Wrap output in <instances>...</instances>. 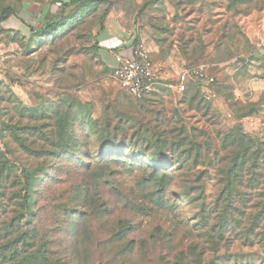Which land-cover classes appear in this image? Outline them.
I'll return each mask as SVG.
<instances>
[{
  "label": "rangeland",
  "instance_id": "obj_1",
  "mask_svg": "<svg viewBox=\"0 0 264 264\" xmlns=\"http://www.w3.org/2000/svg\"><path fill=\"white\" fill-rule=\"evenodd\" d=\"M72 1L0 0V238L14 231L0 240V264L13 256L12 264H163L187 241L171 221L193 213L179 169L207 171L211 200L224 137L264 138V0H85L65 11ZM46 18L55 28L37 35L31 27ZM100 39L112 40L103 53ZM113 41L151 52L162 79L153 96L136 100L116 80L105 48ZM183 67L194 74L182 92ZM20 139L50 156L28 157ZM23 165L46 169L28 221L18 220L21 200L9 190ZM164 180L173 211H149ZM158 228L162 241L151 236ZM121 231L125 240L113 241ZM224 254L264 264L256 250Z\"/></svg>",
  "mask_w": 264,
  "mask_h": 264
},
{
  "label": "trees",
  "instance_id": "obj_2",
  "mask_svg": "<svg viewBox=\"0 0 264 264\" xmlns=\"http://www.w3.org/2000/svg\"><path fill=\"white\" fill-rule=\"evenodd\" d=\"M84 1L74 0L65 4V11H72ZM9 12L10 9H5L1 13V18L5 19ZM107 16L108 11L103 15L98 34L105 31ZM56 24L57 22L46 18L43 27H31V30L39 35L52 31ZM99 50H101L100 45ZM223 141L222 152L217 155L216 164L213 166L215 178L214 195L211 200L207 197V187L203 180L209 174L207 171L192 167L179 169L184 180L180 183L178 190L181 192L180 196L185 198L184 203L190 206L193 213L190 219L182 218L171 221L170 228L182 230L187 241L172 260H169L171 253L163 257V264H227L226 260H230L229 258L234 259L236 263L244 264L240 262L241 257L223 255V251L230 252L232 249L256 250L262 253L264 258V138L231 133L227 134ZM20 142L28 157L41 159L50 156L43 150L31 151L27 139H20ZM201 156V152H198L194 160H200ZM187 159L190 160L192 157L189 155ZM45 171L44 167L23 165L20 177L10 183L9 190L18 191L14 199L21 200L16 209L18 220L28 221L25 214L31 210L35 201L32 193L38 190L35 182L39 176L45 175ZM8 175L7 180L10 178V174ZM172 186V183L164 180L160 186L156 187V193L161 196L154 200V207L149 211L165 210L168 213L173 211L172 203L165 196ZM11 228L7 227L0 240L13 234L14 231ZM158 230L159 233H153L151 236L162 241L160 229ZM174 230L168 231L167 241L169 243L173 238ZM126 236V231H121L114 233L112 239L120 243L125 240ZM32 239L28 241L27 246H30ZM77 244L80 245L78 239L75 246ZM74 250L79 253V247H75ZM14 258L16 256L11 257L12 261L3 263L12 264L11 262L16 260ZM27 264H47V261L41 260V262H28ZM48 264L61 263L60 260H51ZM245 264H256V262L255 259L249 258Z\"/></svg>",
  "mask_w": 264,
  "mask_h": 264
},
{
  "label": "built area",
  "instance_id": "obj_3",
  "mask_svg": "<svg viewBox=\"0 0 264 264\" xmlns=\"http://www.w3.org/2000/svg\"><path fill=\"white\" fill-rule=\"evenodd\" d=\"M150 55L151 52L143 44H139L134 47L130 58L116 56L118 67L114 76L123 89L136 100H142L154 93L162 80ZM193 74V69L183 67L179 73L177 89L185 91V86ZM195 74L208 85L215 81L213 77L206 76L201 71Z\"/></svg>",
  "mask_w": 264,
  "mask_h": 264
},
{
  "label": "crops",
  "instance_id": "obj_4",
  "mask_svg": "<svg viewBox=\"0 0 264 264\" xmlns=\"http://www.w3.org/2000/svg\"><path fill=\"white\" fill-rule=\"evenodd\" d=\"M105 32V31H104ZM103 34V33H102ZM101 34V35H102ZM108 41H112L110 39H100L99 40V44H100V47H101V50L100 52H102V44L105 43H108ZM114 44H112L111 46H105V48L109 51H111L112 53L114 52L115 53V58L116 56L118 55H121L123 57H127V58H130L132 56V51L134 49V47H127L126 45H124L123 43H119V41H113ZM110 52V53H111ZM103 53V52H102ZM104 57V56H102ZM155 93H152L151 95H148L147 97H150V96H153ZM145 97V98H147ZM144 98V99H145Z\"/></svg>",
  "mask_w": 264,
  "mask_h": 264
}]
</instances>
